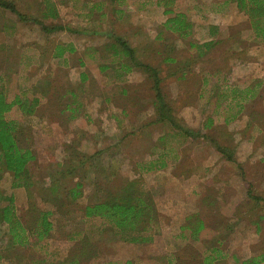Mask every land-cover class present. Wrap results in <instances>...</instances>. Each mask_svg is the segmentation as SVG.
<instances>
[{
	"label": "crops",
	"instance_id": "crops-1",
	"mask_svg": "<svg viewBox=\"0 0 264 264\" xmlns=\"http://www.w3.org/2000/svg\"><path fill=\"white\" fill-rule=\"evenodd\" d=\"M44 2L45 9L42 8L40 13L46 19L42 17H28L26 16V11L23 12L20 10V22L25 24L28 23L25 22L26 19H35V22L40 25L42 23L51 28L53 26H60L61 28L59 30L50 29L47 31L69 32L73 43H56L50 52L46 45L37 47L35 56L40 61L39 65L44 63L42 62V57L48 52L54 58H66L76 51V49H79L84 56V59L80 61V65H84L85 69L80 73L81 81L77 83L79 85V91H71V94L65 96L66 99L71 100L70 103H73L70 106L73 110L69 109L68 106L66 108L71 111V117H75L74 114L79 116L90 114L89 117L93 113L99 114V116L103 115L104 117L102 118L105 121H111L110 125L112 129L117 133H121L119 141L129 135H133L136 130H141L139 127H136L137 123H134L133 119L134 112L138 110L136 108L132 109L130 104L125 105V103H121L127 96L124 94L126 91L124 83H119V86L116 85L118 83L114 84V81L117 82L115 72H121L122 69L125 71H135V68L132 67L131 70H127L124 64L125 57L123 63H120L118 60L122 53L119 50L120 48L115 50L112 45L117 42L118 38L126 40L135 50L141 44L140 41L137 44L132 43L129 39L122 36L123 34L120 33L121 30H126L123 29L124 23L129 25L133 22L135 25L130 24L133 27L132 29H135L139 33L142 26L139 23V19H142L141 21L147 25V32L143 36L147 40L142 43V45L146 46H150V42L155 40L156 37L159 36L162 38L165 35L164 32H167V30L172 31L165 27V23L170 17L178 13L187 16L186 11H199L200 18L198 23L201 29H204L206 24L209 25L210 29L207 35L200 34L203 37V41L214 40V29H218V26L224 30L226 28L230 29L231 27L243 25L239 36L234 33L231 34L230 32L226 36V38L233 41L234 45L233 48L229 49L230 55L226 63L219 65L214 62L212 65H205L207 63L201 62L194 67L191 66V68L181 66L177 69V73H181L180 80L189 78V73H197L199 78L198 111L199 121H201L202 127L199 126V134H197V128H194L193 125L191 127L187 123L184 128L189 129L190 135L185 131L171 127L167 129L165 134L166 136L170 135V138L175 137V139L179 138L183 141L186 139L194 141L198 139V136L199 140L206 138L207 142L201 141V144L206 145L208 152L201 160L198 159V155L193 154L195 161L190 162L193 164L189 167H186V160L184 158V161L182 158V156H185V153H188V150L184 151L181 148L176 151L174 150L172 154L169 150H165V152L171 154L170 157L173 160L175 159L176 163H170L172 159H168L164 153L162 157L149 161L146 166L145 164L142 165L145 171L154 172L152 168L157 167L159 168L157 172L164 169H171L169 172L170 177H167L172 180L169 181V184H180L186 192L192 191V185L191 187L188 186L191 182L199 184L200 189L202 188L200 194H194L193 199L187 198V202H183V206L181 205V207L173 203H170L169 207L165 209L157 206L158 216L150 231L146 233L147 236H151L153 239L151 238L148 242L134 243L125 242L116 235V241L114 243L111 244L108 242L106 234L107 231L111 230L110 224L102 217H88L85 214L86 206L97 201L93 200L98 192L96 184L100 183L96 180L97 173L91 171L89 163L79 168L77 174L67 172L69 167L72 166L70 159L75 157L76 153L68 150L67 147L64 149L63 159L40 161V165H52L56 167L55 173L49 176L47 180L44 178L42 181H35L36 178L32 180V177H29V183L23 184V182H20L17 185L18 187L12 189L15 202L20 199V208L22 210L20 212L17 209V215L26 227L27 232L25 235L29 236V239L31 238L29 227L33 228V226L28 224L29 210L32 202L30 200L36 199L47 205L46 207L39 208L42 211L41 214H45L52 223L49 234L34 243L38 256L33 260L27 261V263L152 264L153 260H157L160 257L163 260V264H187L186 262L188 261L192 264H199V252H184L186 246L189 244L190 246L199 247V243H203L208 236L206 234H211L212 242L215 241L214 234L216 233L218 237L220 230L222 229L223 231L224 228L217 227L218 224H216V221L210 224L209 227L208 218L206 219L205 217L213 214L225 215L224 211H221V203H224V200L218 196L211 197L203 190V186L205 183L214 185L213 183L219 184L222 181H228L227 179L230 177L226 179L220 177V168L228 166L235 169L237 167L235 163L223 157L220 151L217 150L215 144L228 146L233 150L235 153L234 156L240 164V167L237 168L245 169L243 170V183L248 179L246 168L251 166V163L246 158L250 157V155L263 157L261 151L264 150V42L256 43V47L260 49L257 52L249 51L245 47H237L236 43L239 42L237 37L244 41L247 37L254 39L256 36L251 26L247 27L243 24L249 22V19L246 16L242 19L238 17L239 9L234 0H199L195 1L193 6H188L187 9L181 8L179 0H175L177 3L175 7H172V0H44ZM63 4L73 12H79V8L85 9V12L78 13V16H81L84 20L80 22L73 21L68 24L65 21L60 23L58 20L62 19L61 7ZM157 9H161V11ZM228 9L229 12H227ZM226 12L227 14H225ZM222 13L226 18L222 17ZM210 14L216 17L219 15L221 18L208 20L207 17ZM48 19L55 21L51 23L54 24L53 26H49ZM125 19L127 20L124 21ZM128 19H132L133 21ZM134 19L137 20L134 21ZM186 19L189 18L187 17ZM157 21H161V25L167 29L163 34L156 33L157 35H155L153 32V26L151 24H155ZM189 21L195 23V20L189 19ZM193 29L197 28L193 25ZM179 33L187 34L185 31ZM82 36L88 37L89 41L93 40L92 43H89L83 49L76 47L75 43L76 40L83 39ZM147 36L150 37L148 38ZM135 38L138 39L137 36L130 37V39ZM107 56L110 57V62H106L105 59L103 60V57L105 58ZM199 57L204 56L199 53ZM167 58L174 60L173 57ZM95 59L101 61L98 60L96 64L95 62L97 61ZM91 65H94L92 72L96 74V79L95 74L94 77L89 74ZM51 83L55 84L54 81ZM179 88L180 90L176 95L177 98L182 99L183 96L187 100V94H183L181 90L183 87L181 86ZM95 89H98L99 93ZM45 96L47 97V95ZM19 97L23 102L29 104L35 98H40L39 105L45 103V100H48L46 97L44 100L41 97H34L29 102L28 99ZM187 104L190 103H183V108L177 114L178 118L184 122L189 121L188 116H191L190 119L193 118L192 120L198 118L197 113L195 114L196 108L190 111L188 110L189 107L187 108ZM169 147L172 150L170 145H165V149H169ZM89 152L93 156L92 159L96 163H99L100 167L102 166L106 169L104 163L101 161V157H96L99 156L98 154L101 155L104 153L105 150L102 147H93ZM34 154L36 157L34 160H36L38 156L35 151ZM242 155L247 156L244 157ZM86 168H89L90 172L87 182L85 177H83L84 182L82 181V174ZM140 168L138 163L135 172H139ZM198 170L199 175L197 176ZM128 180L131 179H126L124 183ZM78 181L83 183L82 193L74 200L69 191L76 186ZM248 185L249 187H247L245 195L246 199L249 188H251V183L248 182ZM83 199H85V202L82 201ZM195 199L198 201V205L194 203ZM246 199L243 197L242 201L235 202L230 216L225 215L229 217L227 231H230L234 227L236 229L238 225L242 224H244L243 227L249 226L246 225L249 222L254 224H251V226H255L254 231L257 234L260 230H263L264 225L262 221H264V211L261 212L260 209L252 210L242 207L241 205ZM21 203H24L25 206ZM192 203L194 204L190 205ZM74 212H79L80 222H84V224L69 225V221L60 218L66 217V215L69 216ZM249 216L252 219H249ZM200 222L203 223V228L199 230ZM232 237L233 235H229L227 241L229 242ZM26 238H24L22 243L16 241L14 238L13 240L20 243L21 246H29L31 242L30 240H26ZM161 241H163L162 249L164 251L162 253H150L152 248L155 249L161 244ZM223 241V239L217 238L215 245H212L211 248L224 246L222 244ZM179 249H182V251H179ZM201 255L204 257L203 254ZM211 256H214V253ZM211 256L206 258V260L209 261ZM215 258H217V254ZM211 263L213 264L214 261Z\"/></svg>",
	"mask_w": 264,
	"mask_h": 264
},
{
	"label": "rangeland",
	"instance_id": "rangeland-1",
	"mask_svg": "<svg viewBox=\"0 0 264 264\" xmlns=\"http://www.w3.org/2000/svg\"><path fill=\"white\" fill-rule=\"evenodd\" d=\"M6 1L13 3L17 12L11 11L0 5V88L4 90L8 101L14 100L17 95L28 99L29 102H31L34 97H41L42 100H44L46 97L45 95H47L46 98L48 99L44 101L45 103L38 105L31 114L24 112L19 105H15L12 110L6 113L9 120L15 121L20 126L21 134L18 136L20 142L24 144L23 146L25 147H31L38 156L37 159L29 163L28 166L29 176L32 177V180L35 178V181H42L44 178L47 180L49 176L54 174L56 167L52 165H40V161L63 159L65 147L72 152H77L79 156L84 154L86 157L92 155L89 150L93 147H102L105 152L101 155L98 154L99 156L96 157H101V161L104 163L107 173L112 169L116 174L112 175L111 178L109 176L104 177V175H100L99 179L101 180V186L98 187V192L93 200L104 197L108 191L117 190L126 179L132 178L141 179L144 187L149 190L151 195L155 198L156 206L161 209L169 207L170 203L177 204L181 207L183 202H187V198L193 199L194 194H200L202 188L200 189L199 184L194 182L188 185L190 187L192 185V191L190 192H186L180 184H169V181L172 180L167 177H170L169 172L171 169H164L157 172L159 169L157 167L152 168V170H154L153 172L145 171L142 168V165L145 164L146 166L149 161L162 157L164 153L167 155L168 159H172V157H170L171 154L174 153V150L176 151L179 148L184 151L188 150V153H185L184 157L182 156L183 160L184 158L186 160V167L193 164L190 162L195 161L193 154L198 155V159L201 160L208 152L206 145L201 144V141L205 142L207 140L206 138L199 140L198 136V139L194 141L190 139L183 141L179 138L175 139V137L170 138V135L166 136L165 134L170 126L156 122L159 114L155 104L152 103L156 97V91L154 89L155 77L152 72L146 71L142 66H133L135 71H125L122 69L121 72H115L117 82L114 81V84L118 83L116 85L119 86V83H124L126 88L124 94L127 96L121 103H125V105L130 104L132 109L136 108L138 110L134 112L133 119L134 123H137L136 127L141 129L136 130L133 135H129L125 139L119 141L121 133H117L112 129L110 125L111 121H105V119L102 118L104 117L103 115L99 116V114L93 113L91 114L92 116L89 117L90 114L86 116L74 114L75 117H71V111L66 108V106H68L69 109H72L70 106H72L73 103H70L71 100L66 99L65 96L71 94V91H79V85L77 83L81 81L80 73L85 69L84 65H80V61L84 59V56L79 49H76V51L66 58H54L49 52L56 43H73L71 34L64 31L51 32L44 30L41 28L40 24L35 22V19H26L25 22L28 23L25 24L20 22V10L23 12L26 11V16L28 17L41 18L43 16V14L40 13L41 9H45L44 0ZM172 1V7H175L177 3L175 0ZM195 1L199 0H179V3L181 8L187 9L188 6H193ZM157 10L161 11V9ZM83 12H85L83 8H79V12H73L63 4L61 7L62 19L58 21L60 23L65 21L66 24L72 23L73 21H83L84 18L78 16V13ZM227 12H229V9ZM227 12L225 14H227ZM185 13L187 15L186 18L188 17L189 19L195 20V23L191 22V29L185 30L187 33L186 35L169 31L161 25V21H157L155 24H151L155 35H157L156 33L163 34L166 30L167 32H164L165 35L162 36V38L158 36L155 40L151 39L150 46L142 45V43L147 40L143 38L144 34L147 32V25L141 21L142 19H139V23L142 25L139 33L135 29H132L133 27L130 24L135 25L133 22L129 25L124 23L123 29L126 30H121L120 33L132 43L137 44L139 43L138 41H140L141 44L135 50V55L142 63H147L156 68L157 74L160 77V89L164 93V96L166 95L173 109L176 122L182 125V127H185L187 123L191 127L193 125L194 128H197V133H199V126L202 127L201 121H199L198 111L199 78L197 73H189V78L180 80L181 73H177V69L181 66L191 68V66L194 67L201 62L207 63L205 65H212L214 62L219 65L226 63L230 55L229 49L234 46L233 41L226 38V36L229 32L239 36V32L243 25L231 27L230 29L223 28L224 30L221 29L222 27L220 28L218 26V29H214V40L203 41V37L200 36V34L207 35L210 29L209 25L206 24L204 29L199 27V11H186ZM217 16L218 17L210 14L207 18L208 20L221 18L219 15ZM244 16L247 17V15L239 9L238 17L242 19ZM222 17L226 18L223 13ZM126 20L127 19L124 21ZM128 20L133 21L132 19ZM135 20L137 19H134V21ZM47 21L49 26L54 25L51 24L55 22L53 19H48ZM243 24L247 27L250 25L248 22ZM193 25L197 29H193ZM136 36L138 39H130V37ZM82 37L83 39L75 41L76 47L81 49L93 41H89V38L86 36ZM147 37L149 38L150 36ZM237 39L239 40V42L236 43L237 47H245L249 51L252 50L256 52L260 50L256 47V43L262 41L257 37L254 39L247 37L244 41L239 37H237ZM205 43L210 45L205 46ZM44 45L49 49V52L42 57V62L44 63L39 65L40 61L36 58L35 53L37 47H43ZM199 53L204 57H199ZM167 57H173L174 60H170ZM104 59L106 62H110V57H103V60ZM98 60L99 59H95V61H97L95 62L96 64ZM94 65L90 66L91 69L89 71V74L93 75V77L95 74L92 72ZM86 68L88 69V67ZM96 77L95 74V79ZM52 81H54L55 84H52ZM181 86L183 87L181 89L183 94H187L188 96L187 100L186 97L183 98L182 95V99L176 96ZM95 91L99 93L98 89H95ZM66 103L68 104L66 105ZM183 103H190L187 104V108L189 107L188 110L190 111L196 108L195 114L197 113V119L192 120L193 118L190 119L191 116H188L189 121L184 122L178 118L177 114L180 113V110L183 108ZM105 128H107V130H105ZM165 145H170L172 150H170V147L169 149H165ZM165 150H169L171 154L165 152ZM261 153L263 154L262 158L257 155H250V157L246 158L251 163V166L246 168L248 179L244 181V183V168L240 169L235 167L234 169L233 167L223 166L220 168V177L224 179L230 177L227 179L228 181H222L219 184L213 183L214 185H210V183L204 184L205 187L203 186V190L207 194L211 197L218 196L224 200V203H221V211L223 210L225 215L227 214L230 216L235 202L242 201L243 197L246 199V190L247 187H249L248 182L251 183V191L256 193L252 194L260 198L256 199V197H252V195L248 193L246 201L241 206L252 210L260 209L261 212L264 211V150H262ZM171 162L172 164L173 162L176 163L175 159H172L170 163ZM136 163H139L141 167L139 172H135L137 167ZM89 172V168H86L82 174V181H84L83 177H85L86 182L88 181ZM198 175L199 170L197 172V176ZM167 179L170 180L167 181ZM14 187L18 186L15 184L13 173L6 171L4 174L2 173L0 179V210L9 204L8 198L12 197L14 199L12 190ZM30 201L32 202L29 210L28 224L34 226L36 223L35 215H39V211H41L40 208L46 207L47 205L36 199ZM82 201L85 202V199ZM196 201L195 199L194 203L198 205V201ZM21 204L24 205V203ZM14 208L16 213L17 209L21 212L20 199L16 202L14 199ZM225 215L213 214L210 216L207 215L206 217L204 216L206 219L208 218L209 227L210 224L216 221V224H218L217 227L224 228L223 231L222 229L220 230L218 237L216 233L214 234L215 241L217 238L224 240L222 242L224 246L218 248L220 254L217 255V258H215L216 254L214 253L213 264H243L244 260L253 257L252 255L259 254L262 251L264 252V228L257 234L254 231L255 226H251V224H254L249 222L246 224L249 226L243 227L244 224H242L238 225L236 229L234 227L230 231H227L229 217ZM60 218L69 221V225L84 224V222H80L79 212H74L69 216L66 215V217ZM248 218L252 219L250 216ZM262 224L264 225V221H262ZM114 233V231L109 230L106 234L107 240L111 244L116 241V234ZM229 235H233V237L228 242L227 237ZM12 236L9 224L0 222V264H31L27 263V261L33 260L38 256L37 250H35L33 237L29 239L31 242L29 246H21L20 243L13 240L14 237L12 238ZM206 236L204 242L199 243V247L190 246L188 244L184 250V252L188 251L190 253H194L195 251L199 252V264H210L206 258L212 255L210 248L212 245H215V241L212 242L211 234H206ZM160 243L161 244L157 248H152L150 253H162L164 251L162 249L163 241ZM179 251H182V249H179ZM201 254H203L204 257ZM209 260H211V258H209ZM186 263L192 264L189 261ZM152 264H163V260L158 257L157 260L152 261ZM261 264H264V261Z\"/></svg>",
	"mask_w": 264,
	"mask_h": 264
},
{
	"label": "trees",
	"instance_id": "trees-1",
	"mask_svg": "<svg viewBox=\"0 0 264 264\" xmlns=\"http://www.w3.org/2000/svg\"><path fill=\"white\" fill-rule=\"evenodd\" d=\"M234 1L237 3L238 9L247 15L249 19L248 23L250 24L249 26L253 29L255 36L264 42V0ZM0 5L11 11L17 12L13 3L6 0L0 1ZM41 25L44 30H59L61 28L60 26H53L51 28L42 23ZM165 27L175 32H184L185 30L190 29L192 24L186 19L185 15L178 13L166 21ZM209 45L210 44L205 43V46ZM112 47L115 50L120 48L119 50H121L124 56L121 53V59L118 60L120 63H123L125 57L124 64L126 65L127 70H131L133 66H142L146 71H150L154 75L156 97L152 103L155 104L159 114L156 122L167 124L171 128L180 129L190 135L189 129H185L182 125L176 122L173 109L167 101L166 95L164 96V93L160 89V77L157 74L156 68L139 61L135 55V49H133L124 39L118 38L117 42L114 43ZM39 101L40 98H35L32 103H25L19 96L12 101H8L4 90L0 88V179L2 173L4 174L5 171H10L13 173L16 185L20 184V182H23V184L29 183L30 176L28 165L36 157L31 147H25L23 146L24 144L20 142L18 137L21 134L20 126L15 121L9 120L6 113L12 110L15 105H19L24 112L31 114L39 105ZM215 146L226 160L231 161L235 163L237 167H240V164L234 156L235 153L231 148L220 144H215ZM78 156L79 154L76 152L75 157L70 159L72 166L69 167L67 172L77 174L79 168H82L86 163H89L91 171L97 173L96 180L99 182L101 181L99 179L100 175H104V177L109 176L110 178L112 175H115L114 170L110 169L109 173H107L106 169L102 166L100 167L99 163H96L95 160L92 159L93 156L90 155L86 157L84 154ZM96 185L99 187L101 186V183H97ZM82 188L83 183L78 181L76 186L69 191L72 199L76 200L77 197L81 195ZM251 190L252 188H249V194L252 195V197H256V199H259L260 197L253 195ZM8 199L9 204L0 210V222H6L9 224L14 239L22 243L26 237H28L26 240H29V236L25 235L27 229L15 212L14 199L12 197ZM39 212V215H35L36 223L33 228L29 227L31 232L30 235L33 237L34 243L47 236L52 228V223L48 220L47 216L41 214L42 211ZM85 214L88 217H102L105 219L110 224L111 230H113L123 241L141 243L151 240L152 237L147 236L146 233L149 232L153 226L155 219L158 216V210L154 197L151 195L150 191L144 187L141 179L137 178L126 181L118 190L108 191L103 198L98 199L94 203L88 204L85 208ZM202 228L203 223L200 222L199 230ZM210 249L212 253L217 252V255L220 252L218 248L215 247ZM211 258L213 261L214 257L211 256ZM211 260H209L210 264H212ZM261 261H264L263 251L244 260L243 264H259Z\"/></svg>",
	"mask_w": 264,
	"mask_h": 264
}]
</instances>
